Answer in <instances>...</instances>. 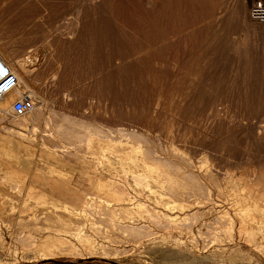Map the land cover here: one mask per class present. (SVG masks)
I'll list each match as a JSON object with an SVG mask.
<instances>
[{"label": "rangeland", "instance_id": "1", "mask_svg": "<svg viewBox=\"0 0 264 264\" xmlns=\"http://www.w3.org/2000/svg\"><path fill=\"white\" fill-rule=\"evenodd\" d=\"M250 11V0H0V46L13 58L35 62L45 52L40 67L25 68L17 88V97L31 94L34 108L42 110L37 131L34 120L28 121L35 139L16 132L13 121L21 116L12 107L0 122V149L11 146L14 157H3L15 168L8 177L0 169V264H264L263 231L241 234L237 223L230 234L226 222H214L209 208L186 218L178 208L164 206L175 203L163 189L160 209L178 218L174 224L148 221L138 243L117 226L114 235L106 233L110 238L98 237L106 249L94 253L79 246L81 254L44 255L26 239L46 235L40 227L54 208L65 210L60 201H81L89 177L121 172L122 155L114 152L108 155L111 163L97 162L94 170L74 153L45 148L52 109L73 118L62 130L80 136V145L77 135L57 138L75 142L71 152L83 146L86 127L116 136L123 127L141 133L146 147L166 156L175 148L176 161L191 158L196 170L211 171L220 181L231 175L253 186V196L264 194V22ZM75 118L81 126L86 122L78 133ZM107 130L95 149L105 144ZM128 182L134 189L131 177ZM221 187L225 200L214 187L211 193L227 208L228 193H243ZM78 189L80 199L70 198ZM40 192L49 199L38 201ZM146 195L156 205L153 194Z\"/></svg>", "mask_w": 264, "mask_h": 264}, {"label": "bare ground", "instance_id": "2", "mask_svg": "<svg viewBox=\"0 0 264 264\" xmlns=\"http://www.w3.org/2000/svg\"><path fill=\"white\" fill-rule=\"evenodd\" d=\"M0 56L9 66V68L18 76V78H22V75L26 71V69H29L30 71L36 69L32 67L33 64H37V66L40 67V57L45 56V52L42 49L40 51V57L36 59L37 61L35 62L29 61L30 59L28 60V57H23V59L21 60L13 58L9 56L5 49L0 46ZM19 93V89L12 91L11 93L7 94L6 97L0 103V122L6 119L5 114H9L10 109L12 107V100L17 97ZM28 113L31 114L24 115L19 118L16 117V119L14 117L11 120L13 121L15 119V121L13 122L16 123L15 128L13 126L12 128L16 129V132L21 135V137H27L28 139L29 137H31V140L35 139L36 132L29 131L28 121L34 120L35 125L33 131H37V128H39L38 123L39 121H41L40 119L42 117V110L40 109V107H33L31 112ZM49 115L51 118L48 117V119L45 121V126L47 128L50 126V130H45L48 131L49 139L51 140V142H44L43 145L45 146V148H53L54 151H60L61 153L65 154L74 153V155L76 156L75 158H77L76 160H84V163L88 166V169L93 168L94 170L98 169V163H111V160L108 156L109 154H112L114 152L117 153L115 155H118L119 157L121 155L122 156L119 158L121 162V172H117L116 174L114 173L109 178L99 177L95 181L89 177V179H87L88 188L85 190V193H83L85 195L81 201H78V203L74 205L68 204L65 201H60L63 204L61 207L65 210L62 212L54 208L52 213L48 215L50 216V220L47 223L48 225H45L43 223L45 226L40 227V230H47L45 236H34V234H30L29 237L26 238L28 239V242L31 243V245H37V249H39V251H43L42 253L44 255L55 254L59 251L69 252L68 254H81L82 250L77 249L79 246L82 247L81 249H84L89 253H94L98 249L104 250L106 249V244L103 243V241H99L100 239H98V237L100 236L102 237V239L108 238L110 234L108 233L109 235H106V233L110 231H115L116 226L119 227V230L124 233H122L123 236L125 235V237L129 238V240L132 239L133 241L138 243L140 242L142 235H147L148 230L146 228V223L148 221H151L157 225H159V223L161 224L162 222L174 224V221L178 218L177 215L173 216V214H169L168 212H164L160 209V205H163L164 196L161 189L165 190V194L168 196V198L172 199V201L175 203L173 206L170 207L169 205L164 206L170 208L171 210L178 208L180 210V213L184 214V217L186 218L190 216L195 217L196 215L203 214L205 212H202V210L209 208L206 211L209 210L211 213L212 211H214L215 213L214 216L216 217L214 218V222H226V225H228V227L230 228V234L232 233V229L237 223V225H239L237 227V230H239L240 233L243 231H250V233L252 234L254 230H258L260 232L263 231L264 233V194L258 195L256 197L253 196L251 192L252 190H254V187H251L248 182L241 180L235 181L234 178L236 179V177L233 178L231 175L223 176L221 178L222 181H220L219 177L214 173H211V171L203 172L202 170H196L191 158L180 156L183 159L184 163H181L182 161H176L173 158L177 157V150L175 148L168 151L170 153V157L166 156V154L163 155L161 150L159 151L157 149L151 148L149 147V145H147L146 147L144 145L146 139L141 133L123 127H118L119 129H117V136L111 135V130L109 131L106 129L107 132L109 131V133L103 136L105 144L103 143L104 145L100 146L98 149H95L97 144H101L99 140L106 130H103V132L99 128L101 132H103L101 134V132L96 129V127L93 128V126L87 125L91 126V128H87L86 125L83 124L86 123L85 120L84 122L83 120H81V124L82 126L85 125L86 129L84 131L82 130V135L79 134L83 136L82 139L84 140H81L83 142L81 143L83 144V146L79 147L80 136H78L74 132V135H77L75 137L79 139V142H77L79 145H77L78 147L75 146V152H71L70 149L71 147H74L73 144L75 142H70V140L68 141L67 138H65V140H67L66 142L64 138V141L59 140L61 139V137H64V135L67 136V134H71L69 133V130H63L65 124L69 125V123L72 122L73 118H70L72 116H70L66 112H61L55 109H52ZM74 120L75 121L73 122H75L74 124L76 125L77 119L75 118ZM77 124L78 125L76 126H78V129H73H76L75 131H77L78 133V130L80 129V127L82 128V126L79 125V122ZM8 127L9 126H7V128ZM73 129L71 130L73 131ZM64 132L67 133L63 134ZM12 133L16 134L13 131ZM12 133L10 132V134ZM57 138L60 139L57 140ZM76 138H74L75 141ZM71 140H73V138ZM102 141L103 140H101V142ZM10 147L4 146L0 149V169L5 168V170L7 171V177L8 175L15 174V168L13 170L11 163L12 161L10 162V160L4 159L3 157V155L6 156V154H10L9 156L14 155V151ZM88 154H90L92 158L84 157L88 156ZM139 154L142 156L139 157ZM9 156H7V158ZM129 177L132 178L133 184H135L134 189L131 188V186L133 185L128 182ZM5 180L7 179L5 178ZM16 184H19V182ZM221 186H225V188L229 187L231 190L238 188L242 190L243 193H239V196L235 194V191L232 194L228 193L229 195H231V204L227 208L225 206H222L219 201H216L211 193V188L214 187L218 191L217 196H220L223 198V200H225V196L221 194ZM79 191L80 189H78V192H69L70 198L80 199ZM146 192L153 194V196L155 197L154 200L156 202V205L153 206L150 204V198L148 197V195H146ZM48 195L49 194H47L46 192H40L38 195V201L49 199ZM30 199L31 196L29 193H27L26 200ZM256 211H258V213H256ZM41 213L43 214V212ZM59 215L65 216L66 220L60 219ZM144 217L147 221L144 220ZM127 218L128 220L122 221L123 219ZM180 225L182 226V224H179V226ZM112 239H110V241ZM253 241H255V239ZM28 242H26V244ZM253 244H255V242ZM254 247H256V245H254ZM99 253L101 254L102 252Z\"/></svg>", "mask_w": 264, "mask_h": 264}, {"label": "built area", "instance_id": "3", "mask_svg": "<svg viewBox=\"0 0 264 264\" xmlns=\"http://www.w3.org/2000/svg\"><path fill=\"white\" fill-rule=\"evenodd\" d=\"M251 16L257 21L264 22V0H250ZM20 85L18 76L9 68L0 56V103L7 94L15 91ZM34 107L30 94L23 93L12 103V111L16 116H24Z\"/></svg>", "mask_w": 264, "mask_h": 264}]
</instances>
